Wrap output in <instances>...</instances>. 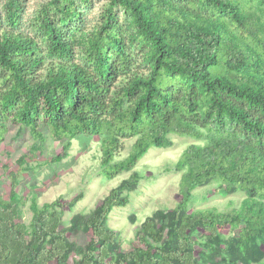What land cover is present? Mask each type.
<instances>
[{
    "label": "trees",
    "instance_id": "1",
    "mask_svg": "<svg viewBox=\"0 0 264 264\" xmlns=\"http://www.w3.org/2000/svg\"><path fill=\"white\" fill-rule=\"evenodd\" d=\"M22 5L5 1L6 26L0 12V143L9 120L40 143L45 125L67 140L64 151L77 135L99 136L101 172L111 179L151 147H169L170 134H210L186 153L179 204L147 216L127 252L105 222L126 207L123 194L137 187L138 173L68 227L63 209L82 192L41 205L33 194L25 227L13 176L8 199L0 198V264H264V0H106L100 24L82 39L69 29L82 19L74 0H49L37 16L45 47L20 30ZM80 44L85 61L77 60ZM133 45L146 71L136 67ZM128 138H136L131 152L114 161ZM209 180L243 191L239 206L189 212L190 191ZM79 230L91 233L83 248L67 236Z\"/></svg>",
    "mask_w": 264,
    "mask_h": 264
},
{
    "label": "rangeland",
    "instance_id": "2",
    "mask_svg": "<svg viewBox=\"0 0 264 264\" xmlns=\"http://www.w3.org/2000/svg\"><path fill=\"white\" fill-rule=\"evenodd\" d=\"M5 1L0 0L2 26H6L3 18ZM48 1L21 0L23 12L19 28L34 36L42 47H45V41L37 16ZM74 4L81 11L82 19L69 25V29L74 30L76 36L82 39V32L91 31L100 24L106 0H74ZM116 14L129 38L131 30L127 26L128 17L122 9H117ZM132 47L136 67L146 71L147 64L143 60L142 50L135 45ZM81 48L82 44L77 45V60L85 61ZM41 130L45 138L43 143L35 139L28 128L17 122L7 121L0 143V198L8 199L12 177H16V193L21 199L17 221L28 227L31 218L29 204L33 194L41 205L58 198L68 203L82 192L83 197L73 207L63 209L62 225L68 227L74 215L92 211L112 188L136 172L140 176L137 187L123 194L128 198V204L124 208H114L105 222V226L116 233L119 250L123 252L130 251L137 242L136 231L147 216L157 210H172L179 204L188 169L186 153L191 145H206L210 134L204 131L202 138L170 134L169 147H151L131 170L108 179L101 172L99 136L77 135L70 140L68 149L64 151L67 142L65 138H53L45 125ZM135 139L121 141L123 148L116 154L114 161L128 156ZM57 156H61V160L57 161ZM243 197V191L229 192L219 187L215 180H209L190 191L187 210L191 212L213 208L226 213L236 209ZM231 233L228 227L222 229L225 238ZM67 236L77 248H83L90 240L91 233L79 230L77 233H68ZM195 248L200 249L199 246Z\"/></svg>",
    "mask_w": 264,
    "mask_h": 264
}]
</instances>
